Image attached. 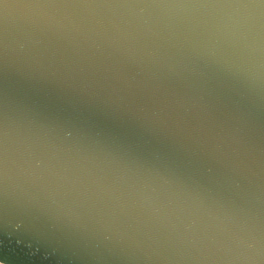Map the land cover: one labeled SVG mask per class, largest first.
I'll list each match as a JSON object with an SVG mask.
<instances>
[{"label": "water", "instance_id": "water-1", "mask_svg": "<svg viewBox=\"0 0 264 264\" xmlns=\"http://www.w3.org/2000/svg\"><path fill=\"white\" fill-rule=\"evenodd\" d=\"M107 2L0 18V264H264V9Z\"/></svg>", "mask_w": 264, "mask_h": 264}, {"label": "snow or ice", "instance_id": "snow-or-ice-1", "mask_svg": "<svg viewBox=\"0 0 264 264\" xmlns=\"http://www.w3.org/2000/svg\"><path fill=\"white\" fill-rule=\"evenodd\" d=\"M92 6H113L104 0L103 3H96L95 0H0V18L6 20L10 8H33V7H92ZM121 6H128L122 4ZM243 7L264 9V0H247ZM2 70V69H0ZM7 116L0 112V158L6 167L7 155Z\"/></svg>", "mask_w": 264, "mask_h": 264}]
</instances>
